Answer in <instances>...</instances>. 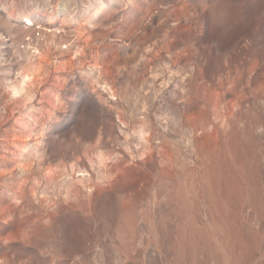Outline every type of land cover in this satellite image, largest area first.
Segmentation results:
<instances>
[{
	"label": "rangeland",
	"instance_id": "rangeland-1",
	"mask_svg": "<svg viewBox=\"0 0 264 264\" xmlns=\"http://www.w3.org/2000/svg\"><path fill=\"white\" fill-rule=\"evenodd\" d=\"M0 264H264V0H0Z\"/></svg>",
	"mask_w": 264,
	"mask_h": 264
},
{
	"label": "bare ground",
	"instance_id": "bare-ground-1",
	"mask_svg": "<svg viewBox=\"0 0 264 264\" xmlns=\"http://www.w3.org/2000/svg\"><path fill=\"white\" fill-rule=\"evenodd\" d=\"M25 21H27L29 23V25H31V26L33 25V22L31 20L25 19ZM31 74L32 73H31L30 69L25 70L23 72H19L18 80L14 84L12 83V85L7 87L10 99L15 101V102L21 103L23 107H26L28 105V103L31 101V99L33 98L31 92L30 91L27 92V87H29V85H30ZM96 80H95V83L97 82V84H98V81H96ZM107 92H108V95L113 96V93L110 89H107ZM19 95L21 97L17 100V96H19ZM18 150H19V148H18Z\"/></svg>",
	"mask_w": 264,
	"mask_h": 264
},
{
	"label": "built area",
	"instance_id": "built-area-1",
	"mask_svg": "<svg viewBox=\"0 0 264 264\" xmlns=\"http://www.w3.org/2000/svg\"><path fill=\"white\" fill-rule=\"evenodd\" d=\"M31 26V25H30Z\"/></svg>",
	"mask_w": 264,
	"mask_h": 264
}]
</instances>
